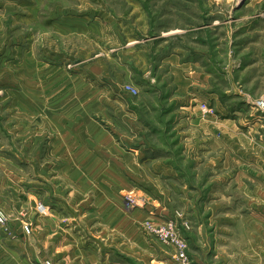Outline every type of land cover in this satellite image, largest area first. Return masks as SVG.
<instances>
[{
    "label": "crops",
    "instance_id": "1",
    "mask_svg": "<svg viewBox=\"0 0 264 264\" xmlns=\"http://www.w3.org/2000/svg\"><path fill=\"white\" fill-rule=\"evenodd\" d=\"M224 27L218 21L189 27L184 52L129 41L96 54L93 60L104 57V63L91 62L85 79L76 75L81 86L73 90L66 85L74 79H67L63 68L45 67V181L40 184L52 213L0 225V264H172L163 251L168 248L138 230L147 212L125 209L121 194L133 184L154 194L164 191L163 176L180 185L174 190L184 195L180 202L192 216L186 238L194 262L261 264L264 126L246 134L242 121L232 123L225 113L245 109L239 93L264 92V24L249 26L247 42L233 29L239 68H229ZM136 74L151 85L142 99L121 87ZM199 99L224 115L201 117ZM161 107L174 118L167 126L175 131L162 139L146 134L158 128L153 116ZM227 127L234 129L231 136ZM182 175L194 177L201 188ZM28 193L32 197L33 190ZM169 195L150 194L156 213L172 206ZM12 202L19 205L16 198ZM25 222L31 223L28 235Z\"/></svg>",
    "mask_w": 264,
    "mask_h": 264
},
{
    "label": "rangeland",
    "instance_id": "2",
    "mask_svg": "<svg viewBox=\"0 0 264 264\" xmlns=\"http://www.w3.org/2000/svg\"><path fill=\"white\" fill-rule=\"evenodd\" d=\"M207 11L208 16L203 17ZM203 21L211 25L218 21L225 26L226 55L233 61L229 68H239L241 64L233 59V29L247 42L249 26L264 24V0H0V193L6 195L3 196L6 201H2L4 204L0 206V219H5L4 223L0 222L2 227L7 225L8 219H45L52 213V208L45 204V186L40 184L45 181V67L59 65L63 68L67 79H74L66 85L73 90L81 86L75 80L76 75L83 73L82 79H85L84 72L90 69L91 62L104 63V57L93 60L94 55L111 48L114 50L129 41L146 47L153 45L155 50L160 44L161 51L179 49L184 52L187 29L200 26ZM230 73V69L227 70V75ZM136 75L121 87L136 99L139 96L142 99L144 89L151 85H146ZM127 85L136 93L128 92L125 89ZM168 89L171 91V86ZM71 96L67 95V100L73 98ZM238 97L243 98L245 109L241 113L226 111L225 118L232 123L236 119L241 120L245 127L242 131L264 126V112L255 104L256 100L264 97V92L258 96L249 92L239 93ZM201 100L195 103L201 117L224 115ZM230 105H235V102ZM166 110L161 107L160 113L158 111L153 116L159 126L156 129L150 127V133L146 134H156L162 139L175 133L167 126L168 121L174 118L168 116L170 112L165 113ZM226 130L227 136H231L234 129L227 127ZM181 178L201 188L198 180L194 183V177L182 175ZM169 179L163 176L161 185L164 191L155 194L148 186L143 188L133 184L121 193L124 207L130 212L145 210L149 215L138 225L140 233L147 234V223L156 225L173 220L187 241L186 233L191 229L192 216L185 203L180 202L179 198H184V195L174 190L180 185ZM29 190H33L35 195H28ZM167 192H170L169 205L172 206L156 213L150 194L167 198ZM14 198L19 201L18 206L12 202ZM27 225L31 232V223H22L26 235L30 234L24 230ZM146 236L158 242L153 236ZM163 251L170 254L172 264H177L169 248ZM260 260L264 264L263 255Z\"/></svg>",
    "mask_w": 264,
    "mask_h": 264
},
{
    "label": "built area",
    "instance_id": "3",
    "mask_svg": "<svg viewBox=\"0 0 264 264\" xmlns=\"http://www.w3.org/2000/svg\"><path fill=\"white\" fill-rule=\"evenodd\" d=\"M125 89L132 94L136 93V90L128 85ZM255 104L264 112V97L256 100ZM4 221L5 219H0L1 223H4ZM24 230L26 233H29L30 227L27 225L24 227ZM145 233L153 236L159 243L168 247L172 253V258L177 264H197L190 258L187 241L180 233L175 221L167 220L156 225L147 223L145 224ZM45 264L52 263L46 261Z\"/></svg>",
    "mask_w": 264,
    "mask_h": 264
}]
</instances>
